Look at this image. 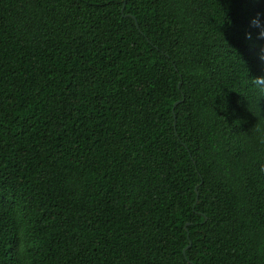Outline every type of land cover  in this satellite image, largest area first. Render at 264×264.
I'll use <instances>...</instances> for the list:
<instances>
[{"label":"trees","instance_id":"trees-1","mask_svg":"<svg viewBox=\"0 0 264 264\" xmlns=\"http://www.w3.org/2000/svg\"><path fill=\"white\" fill-rule=\"evenodd\" d=\"M0 264H264V0H0Z\"/></svg>","mask_w":264,"mask_h":264},{"label":"water","instance_id":"water-1","mask_svg":"<svg viewBox=\"0 0 264 264\" xmlns=\"http://www.w3.org/2000/svg\"><path fill=\"white\" fill-rule=\"evenodd\" d=\"M137 26V25H136ZM183 254H185V250L183 251Z\"/></svg>","mask_w":264,"mask_h":264}]
</instances>
